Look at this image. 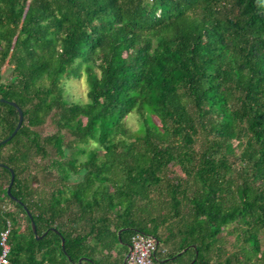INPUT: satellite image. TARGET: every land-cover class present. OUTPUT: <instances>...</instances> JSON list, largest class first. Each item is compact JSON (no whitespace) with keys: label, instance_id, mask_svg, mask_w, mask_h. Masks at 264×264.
Returning <instances> with one entry per match:
<instances>
[{"label":"trees","instance_id":"obj_1","mask_svg":"<svg viewBox=\"0 0 264 264\" xmlns=\"http://www.w3.org/2000/svg\"><path fill=\"white\" fill-rule=\"evenodd\" d=\"M0 98L7 264H264V0H0Z\"/></svg>","mask_w":264,"mask_h":264},{"label":"built area","instance_id":"obj_2","mask_svg":"<svg viewBox=\"0 0 264 264\" xmlns=\"http://www.w3.org/2000/svg\"><path fill=\"white\" fill-rule=\"evenodd\" d=\"M7 232L8 224L6 223V228L0 232V264H7ZM127 246L128 251L121 264H161L154 257L156 242L151 236L134 231L129 236Z\"/></svg>","mask_w":264,"mask_h":264},{"label":"rangeland","instance_id":"obj_3","mask_svg":"<svg viewBox=\"0 0 264 264\" xmlns=\"http://www.w3.org/2000/svg\"><path fill=\"white\" fill-rule=\"evenodd\" d=\"M62 97L67 102H83L85 100V92L87 89L84 77L81 75L76 79H71L68 81L62 80ZM126 125L134 131H137V117L134 113H130L125 118ZM41 133H49L52 131V128L45 124L40 128Z\"/></svg>","mask_w":264,"mask_h":264},{"label":"water","instance_id":"obj_4","mask_svg":"<svg viewBox=\"0 0 264 264\" xmlns=\"http://www.w3.org/2000/svg\"><path fill=\"white\" fill-rule=\"evenodd\" d=\"M0 102L6 103L7 105L15 108L16 113H17V120L15 122V125H14L12 131L5 138H3V139L0 140V145H1V144L5 143L7 140H9L14 135V133L18 130V128L20 126V123H21V120H22V113H21V110L16 106V104L14 102L7 101V100H4L2 98H0ZM12 179H13V173L10 170L9 171V181H8V184H7L6 189H5V193H6L7 196H10L9 187H10V184L12 182ZM25 213H26L27 217L30 219V215L26 211V209H25ZM30 229H31V232L33 233L35 239L40 238L44 234L43 233L40 236H36L35 227H34V224L32 223V221H30ZM60 247H61V249L63 248L62 238L60 239ZM183 250L184 249H182L181 251H183ZM127 251H128V246H127ZM125 257H126V254L123 256L122 262L124 261ZM79 262H80V259L77 260V263L76 264H78ZM160 262H162V261H160Z\"/></svg>","mask_w":264,"mask_h":264}]
</instances>
